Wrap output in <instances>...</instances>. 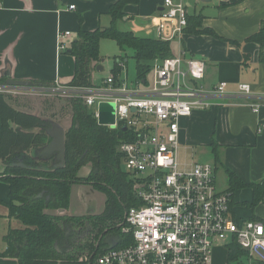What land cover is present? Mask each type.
<instances>
[{
    "label": "crops",
    "instance_id": "0c3cea01",
    "mask_svg": "<svg viewBox=\"0 0 264 264\" xmlns=\"http://www.w3.org/2000/svg\"><path fill=\"white\" fill-rule=\"evenodd\" d=\"M115 1L0 0V77H3L0 82L7 83L9 79H13L35 85H50L56 80L68 83L74 69V57L68 49L71 41L76 39L79 29L92 31L98 27L109 26L111 17L108 10ZM173 1L184 3L188 16H199V30L209 29L214 35L209 32L183 31L180 37L172 39H178L177 51L171 52L172 56L180 55L184 61L200 60L204 73L197 80V84L210 89L219 81H224L229 94L226 97L211 96L207 108L197 109L178 120V149L182 145L185 150L192 151L193 157L196 153L206 156L203 148H207L208 161L214 168L215 185L221 192L229 191L226 168L244 183L259 182L264 179V129L258 131L259 121H264V62L259 60L258 44L248 41L247 37L256 32L264 21V0ZM70 5L74 7L69 8ZM162 7L163 0H140L138 4H126L123 8L126 15L117 20L116 28L131 31L139 37L158 38L156 22ZM125 23L128 25L124 26ZM120 24L122 28L119 27ZM60 31H69L70 34L60 39ZM59 41L64 43V50L58 49ZM102 69L95 68L92 82L95 81L94 73ZM239 83L249 84L251 93H236ZM0 95L16 110L47 120V131L52 123L59 124L64 132L70 125L71 116L65 100V105H55L47 97L40 98V103L30 102L28 98L26 101L20 95ZM32 96L34 98L35 95ZM253 104L258 107V113L252 111ZM65 118L68 121L62 124ZM8 124L12 127L19 126L15 121H9ZM212 141L216 143V155L211 146ZM40 152L41 150H35L33 157L45 158ZM45 159L49 163L59 161L54 154ZM193 163L184 164V167L188 168ZM15 164L22 166L20 162ZM4 168L0 160V172ZM124 172L134 185L132 176L126 169ZM86 173L87 168H84L80 174L83 176ZM230 193L232 218L237 221L253 219L264 223V198L250 206L254 196L252 188H237ZM7 195L8 185L0 180V199L7 200ZM42 195V192L38 194ZM68 207L65 210L59 209L58 212L76 215L69 214ZM87 213L98 212L91 209L84 214ZM0 222L1 252L5 249L3 236L8 229L22 225L18 220L8 217V209L3 204H0ZM65 230V234H68L69 229ZM115 241H118L117 237L110 235L109 239H105L104 245L106 248L108 245L115 246ZM57 246L55 244L56 250ZM0 264L18 263L14 257H0Z\"/></svg>",
    "mask_w": 264,
    "mask_h": 264
},
{
    "label": "built area",
    "instance_id": "2783aa9c",
    "mask_svg": "<svg viewBox=\"0 0 264 264\" xmlns=\"http://www.w3.org/2000/svg\"><path fill=\"white\" fill-rule=\"evenodd\" d=\"M186 25L184 3L163 0L156 22L158 38L180 37ZM69 34L60 31L58 38ZM58 49H65L63 42H58ZM123 63L118 62L121 70ZM150 72L152 81L144 78L133 85L124 82L121 73L109 74L90 86L59 80L50 85L0 82V93L80 99L96 119L98 104L114 105L113 123L102 125L127 130L117 148L134 180L139 203L125 210L120 224L121 232L131 235L130 242L108 245L93 264H213V248L223 242L225 247L237 243L247 258L264 263V223L230 216V193L217 189L210 163L180 168L177 160L178 120L207 108L211 96H228L226 82L219 81L210 89L197 84L204 73L203 63L184 61L180 55L154 60ZM236 93L250 94L251 87L239 83ZM252 111L258 113L256 104ZM262 129L264 121H259L258 131Z\"/></svg>",
    "mask_w": 264,
    "mask_h": 264
},
{
    "label": "trees",
    "instance_id": "16d2710c",
    "mask_svg": "<svg viewBox=\"0 0 264 264\" xmlns=\"http://www.w3.org/2000/svg\"><path fill=\"white\" fill-rule=\"evenodd\" d=\"M139 2L116 0L109 6V26L92 31L78 30L76 39L71 41L68 48L74 57L69 85L93 84L92 73L101 61L99 44L102 38L112 39L122 51L125 48L132 50L136 81L145 78L154 60L172 56L169 41L139 37L131 31L116 28L117 20L126 15L124 6ZM186 26L184 32H209L214 35L212 30H199V16L187 15ZM247 40L258 44L259 60L264 62V21ZM244 58L247 56L244 55ZM114 59L111 74L116 77L121 72L118 62L123 59L120 56ZM65 101L71 122L64 132V159L60 165V161L49 163L48 159L33 157L35 150H41L49 142V122L40 116L16 110L0 95V160L5 167L0 172V180L8 185L7 200L0 199V204L7 207L9 218L18 220L22 225L19 228L10 227L3 236L5 249L0 252V257H14L18 264H93L95 257L106 249L100 243L99 247L94 246L99 236L102 243L105 234H114L112 230L118 232L125 210L138 205L133 182L120 169L123 159L117 146L126 138L127 130L99 125L93 110L87 108L80 99ZM9 121H15L19 126L12 127ZM211 146L216 155V143L212 141ZM17 162L22 163V166L16 165ZM84 168H87V173L82 176L80 173ZM226 173L228 193L246 186L252 188L254 196L250 206L264 198V179L244 183L227 168ZM81 183L92 184L106 194L103 209L84 215L58 212L68 207L72 185ZM40 192L42 196H38ZM81 226L87 230V234L84 240L75 243L78 236L76 230ZM67 228L68 235L65 234ZM116 237L117 246L131 240L129 233L121 231ZM55 244L68 245L69 248L57 251ZM226 248L228 264L243 256L247 257L246 252L235 242Z\"/></svg>",
    "mask_w": 264,
    "mask_h": 264
},
{
    "label": "rangeland",
    "instance_id": "374dc122",
    "mask_svg": "<svg viewBox=\"0 0 264 264\" xmlns=\"http://www.w3.org/2000/svg\"><path fill=\"white\" fill-rule=\"evenodd\" d=\"M128 25V23H125L124 26ZM119 27H121V24L119 25ZM122 28V27H121ZM125 28V27H123ZM176 40H171L170 41V49L171 52H176L177 51V43ZM99 54L101 57V61L100 64L102 65L103 69L102 71H96V73H94V77H95V81L97 82V79L107 76L109 74H111V69L113 67V64L115 62V56H120L122 57L123 60H126L125 63H123V70H121V79L126 82L129 85H133L136 82V76H135V68H134V60L132 58V50L129 48H125L123 51L119 49V47L117 46V44L109 38H102L100 40V46H99ZM145 78L149 81H152V74L151 72L149 73L146 72L145 74ZM93 82V83H94ZM9 84V83H8ZM13 85V84H11ZM18 95L21 96L22 99H27L32 102H42L41 100H39L42 97H47V99L52 100L51 103H56L55 105H65L64 104V100L61 96L59 95H36V94H26V93H16V94H8V96H15L17 97ZM32 95H35L36 98ZM68 100V99H67ZM24 101V100H23ZM27 101V100H26ZM50 102V101H49ZM41 107V106H39ZM64 107V106H61ZM59 116H63L62 114H58ZM58 116V117H59ZM66 120L62 121V124L65 123L66 121H68V118H65ZM205 150V154H198L196 153L195 156L192 157V151H188L185 150L184 147H180V149H178V163H179V167L180 168H185L184 164H190L193 162H207L209 160V151L207 148H203ZM210 161H208L209 163ZM211 163V162H210ZM120 169L122 171H125V165L124 162L121 163L120 165ZM106 198V194L102 191H100L99 189H97L96 187H94L92 184H73L71 187V191H70V196H69V207L67 209L69 214H76V215H80V214H84L89 210H93L94 212H100L103 208V204ZM66 211V213H67ZM123 220V219H122ZM1 223V222H0ZM7 225V224H6ZM121 231L118 230V232ZM85 232V230H82V232L79 234V237L77 239V241H75V243L82 241V237H83V233ZM116 230H112L111 233L113 236H116V234L118 233ZM110 234H105L103 237V240L106 238L109 239ZM70 245V244H69ZM226 243H220L218 245H215L213 248V264H228L227 263V251H226V247H225ZM69 248L68 245L63 246V244L58 245L57 246V250L58 251H62L64 249ZM81 258H83V256H81ZM229 264H262L259 262H255L250 260L249 258L243 256L240 259H238L237 261H232L229 262ZM264 264V263H263Z\"/></svg>",
    "mask_w": 264,
    "mask_h": 264
},
{
    "label": "water",
    "instance_id": "95a60500",
    "mask_svg": "<svg viewBox=\"0 0 264 264\" xmlns=\"http://www.w3.org/2000/svg\"><path fill=\"white\" fill-rule=\"evenodd\" d=\"M102 69L101 64L96 65V70ZM9 84L13 85H24V81H17L9 79L7 81ZM98 118L97 122L99 124L113 123L114 120V105L108 102H102L98 104ZM51 140L42 148L40 155L43 157H49L51 154L56 153V158L60 161L62 165L64 159V129L57 123H52V127L47 131Z\"/></svg>",
    "mask_w": 264,
    "mask_h": 264
},
{
    "label": "flooded vegetation",
    "instance_id": "af4514ba",
    "mask_svg": "<svg viewBox=\"0 0 264 264\" xmlns=\"http://www.w3.org/2000/svg\"><path fill=\"white\" fill-rule=\"evenodd\" d=\"M42 150V149H41ZM36 154H39V153H36ZM54 154V157L56 158V153H53ZM87 225V223H85V226ZM83 230V226L79 227V229L76 230V234L78 235L77 238L75 239V241H77L78 237H79V234L82 232ZM87 234V230H85V232L83 233V237L81 238L82 240H84V237L86 236ZM68 235V234H67ZM104 237V236H103ZM101 236H99V238L96 240V242L94 243V246L97 248L99 247V243L102 244L104 246V240H102L103 242L101 243V240H100Z\"/></svg>",
    "mask_w": 264,
    "mask_h": 264
}]
</instances>
